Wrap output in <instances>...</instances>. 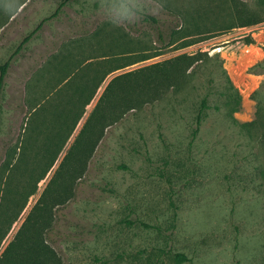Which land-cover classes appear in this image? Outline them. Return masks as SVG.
Instances as JSON below:
<instances>
[{"label": "rangeland", "instance_id": "374dc122", "mask_svg": "<svg viewBox=\"0 0 264 264\" xmlns=\"http://www.w3.org/2000/svg\"><path fill=\"white\" fill-rule=\"evenodd\" d=\"M61 1L0 0V64ZM181 55L188 90L128 109ZM38 242L55 264H264V0H70L42 24L0 93V264Z\"/></svg>", "mask_w": 264, "mask_h": 264}, {"label": "trees", "instance_id": "16d2710c", "mask_svg": "<svg viewBox=\"0 0 264 264\" xmlns=\"http://www.w3.org/2000/svg\"><path fill=\"white\" fill-rule=\"evenodd\" d=\"M70 0H63L61 1L57 7L55 8V11L49 15L48 17L43 18L38 24L37 26L31 30L28 34H26L22 40L20 41V43L17 45V47L15 48V50L9 55V57L7 58V60H5L2 64H0V93L3 87V82L4 79L7 75L8 69L10 67V63L11 60L19 54L20 50L23 48V46L34 36V34L41 28L42 24L44 22H46L47 20H49L50 18H54L56 17L59 12L61 11V9L67 4V2ZM150 23L152 24H156L157 20L154 17L148 16V15H144ZM173 34L174 32H163L161 30H159L158 28L156 29V40L159 44L164 45L167 42H169L172 38H173ZM168 39V41H167ZM196 59H198L197 57H189V56H185V55H181L176 59H173L171 61H167L164 62L163 64H159L156 65L155 67H149V68H145L144 71H149L152 76L155 74V76H149V77H143L141 78L142 80L139 81L140 79L134 81L133 86H134V90L138 92V94L135 97V101L134 104L132 103L131 99L128 101L129 104H131V106L128 107V109H134L135 107H140V105L142 106L144 101L147 102L145 104H152L154 103L157 98H155L158 94V92L160 91H164L168 92L172 91L175 95L178 94V96H180L179 94H182V92L184 90H188V85L190 84V81L192 79V75L191 73L187 72L189 68H191L194 64V62L196 61ZM191 66V67H190ZM170 71L173 72L174 75H178L177 76V81L174 80V77H170L167 72ZM142 70L137 71V73H140L141 75ZM221 72L224 74V71L221 69ZM133 75V73L128 72V73H124L121 75H118L114 78H112L106 89H105V93L109 94V91H111V89H116V87H120L121 89H119L123 95H126V88L123 87L119 82H121L123 79L126 78H130ZM157 76H159L157 78ZM181 79L180 81H184V83L187 85L186 89H182V83L178 82V79ZM183 84V85H185ZM113 85L114 88H113ZM182 89V90H181ZM114 90H112L114 92ZM144 90H147L149 92V94H147V99L144 100L142 99L143 96V92ZM112 91L110 92V94L112 93ZM228 101L227 104H231L234 103L235 105H237L239 103V96L238 94L235 92H232V94H228ZM155 98V99H154ZM133 104V105H132ZM207 108V98L206 97H202L200 99V104L198 106L197 109V113L194 117L193 120V125L191 128V133H190V143H192L195 138L197 137V134L199 133L200 130V126L201 123L204 119V115H205V110ZM48 246L44 245L43 242H38L35 245V254H41L43 256V258H40L37 264H55V252L49 248H47ZM178 257L180 259H185V257L178 255Z\"/></svg>", "mask_w": 264, "mask_h": 264}]
</instances>
